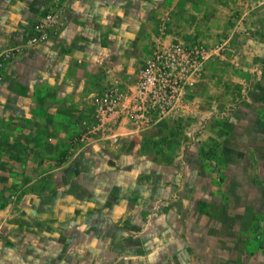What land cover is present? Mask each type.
<instances>
[{"label": "crops", "instance_id": "crops-1", "mask_svg": "<svg viewBox=\"0 0 264 264\" xmlns=\"http://www.w3.org/2000/svg\"><path fill=\"white\" fill-rule=\"evenodd\" d=\"M51 1L0 0V53ZM166 4L187 41L229 24L227 0H72L58 34L0 67V264H264V69L224 117L208 77L175 119L80 139L106 82L134 87Z\"/></svg>", "mask_w": 264, "mask_h": 264}, {"label": "built area", "instance_id": "built-area-1", "mask_svg": "<svg viewBox=\"0 0 264 264\" xmlns=\"http://www.w3.org/2000/svg\"><path fill=\"white\" fill-rule=\"evenodd\" d=\"M48 8L31 25L23 42L6 47L0 53V67L24 48L45 43L59 33L65 25L61 10ZM208 54L196 45L174 43L158 45L138 69L134 87H123L118 80L104 84L94 96L95 123L86 127L81 140L104 129L108 119L127 118L135 127H149L162 119L174 116L178 104L190 86L201 75Z\"/></svg>", "mask_w": 264, "mask_h": 264}, {"label": "rangeland", "instance_id": "rangeland-1", "mask_svg": "<svg viewBox=\"0 0 264 264\" xmlns=\"http://www.w3.org/2000/svg\"><path fill=\"white\" fill-rule=\"evenodd\" d=\"M65 1V5L55 3L56 9L61 10V15L64 19L66 17L65 13L69 9V5L72 0ZM227 1L230 19H228L229 24H214L212 27L214 28V31L212 34L208 33V41H203L201 39L187 41L186 39L174 35L173 31H171L172 25L170 24L174 9V6L172 7L171 4L164 5L158 13V17L156 19L157 31L153 40H151L152 47L149 51V55L158 45H170L174 43L196 45L208 54V57H206L203 62L201 75L195 84L187 89L178 104L176 113L174 116H169L170 118L175 119L177 117V114L186 104L187 98H190L193 93L199 92L202 85L206 83V78L208 77H211V79L219 83L221 80L224 81L222 83L223 86H221L222 93H225L228 96V101H225V99L220 97V94L218 93L216 100L220 102V106L217 110H215L218 111L217 113H219L222 117H224L229 110L234 108L239 102L247 99L254 92V89L262 76L264 69V56H260L259 59L252 64H250V58L264 49V0ZM54 2L55 1L52 0L48 8H55ZM223 11L225 10L221 7H214L212 10V18L218 17ZM169 36H173L175 38L171 37L168 41L166 40V37ZM149 55L145 58V60L149 57ZM224 61L228 62L229 66L232 68L229 72H224L219 69V65ZM245 63L252 65V68L250 66H245ZM244 67L246 68L245 71L243 70ZM241 69L242 72H238V70ZM209 89L210 88H208L207 91L208 93H211ZM196 95L199 97L203 96L201 93L200 95ZM221 99H223V101ZM196 103L200 105V102ZM203 124V121L198 124L195 130L197 133L202 130ZM210 158L215 159V156L210 155L209 153H206L203 156V160H210ZM171 202H173V198H167L160 201L155 200L152 206L153 209L157 208L162 210ZM133 253L139 255L144 254L145 251L138 248L135 250L133 249Z\"/></svg>", "mask_w": 264, "mask_h": 264}]
</instances>
